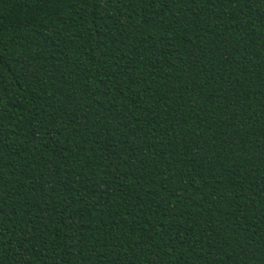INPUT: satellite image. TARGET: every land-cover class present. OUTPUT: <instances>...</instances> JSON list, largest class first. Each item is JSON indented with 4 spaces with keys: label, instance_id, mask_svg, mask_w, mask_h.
I'll return each mask as SVG.
<instances>
[{
    "label": "trees",
    "instance_id": "trees-1",
    "mask_svg": "<svg viewBox=\"0 0 264 264\" xmlns=\"http://www.w3.org/2000/svg\"><path fill=\"white\" fill-rule=\"evenodd\" d=\"M0 264H264V0H0Z\"/></svg>",
    "mask_w": 264,
    "mask_h": 264
}]
</instances>
